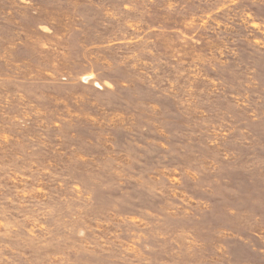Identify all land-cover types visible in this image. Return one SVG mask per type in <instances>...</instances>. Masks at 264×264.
Returning a JSON list of instances; mask_svg holds the SVG:
<instances>
[{"label":"rangeland","instance_id":"obj_1","mask_svg":"<svg viewBox=\"0 0 264 264\" xmlns=\"http://www.w3.org/2000/svg\"><path fill=\"white\" fill-rule=\"evenodd\" d=\"M0 264H264V0H0Z\"/></svg>","mask_w":264,"mask_h":264}]
</instances>
